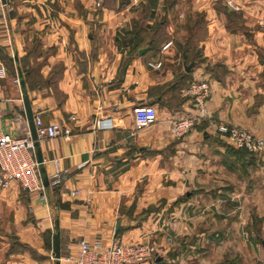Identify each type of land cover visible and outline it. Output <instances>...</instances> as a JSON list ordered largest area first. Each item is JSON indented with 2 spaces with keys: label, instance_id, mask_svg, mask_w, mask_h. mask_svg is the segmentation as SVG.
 <instances>
[{
  "label": "crops",
  "instance_id": "obj_1",
  "mask_svg": "<svg viewBox=\"0 0 264 264\" xmlns=\"http://www.w3.org/2000/svg\"><path fill=\"white\" fill-rule=\"evenodd\" d=\"M2 1L0 133L30 132L26 98L72 137L39 141L42 192L0 189V264H54L56 235L61 259L85 239L150 242L157 257L143 264H264V151L217 133L264 139V0ZM198 79L208 118L174 138L171 120L194 113L181 90ZM142 106L157 121L137 131ZM57 170L67 178L54 187Z\"/></svg>",
  "mask_w": 264,
  "mask_h": 264
},
{
  "label": "built area",
  "instance_id": "obj_2",
  "mask_svg": "<svg viewBox=\"0 0 264 264\" xmlns=\"http://www.w3.org/2000/svg\"><path fill=\"white\" fill-rule=\"evenodd\" d=\"M11 12L12 9L0 0V28L5 31ZM170 46L169 42L162 49L166 50ZM149 66L155 69L159 67L158 64H149ZM3 76L4 69L0 66V79ZM181 96L189 101L194 113L171 120L170 132L177 139L186 136L194 125L208 118L207 103L211 98L210 82L203 79L194 80L181 90ZM14 121L20 122V118L15 117ZM156 121L157 112L152 106L138 107L133 111V122L137 131ZM33 124L38 141L57 138L65 142L71 140L70 130L58 122L45 125L37 115L33 117ZM217 133L233 149L245 151L251 155L264 151V139L241 127L219 125ZM34 151V141L30 132H25L24 136L19 138L0 133V189H7L12 182H17L24 191L30 193L43 191L39 174L40 165L36 161ZM66 178V172L57 170L50 184L57 187ZM74 245L77 252L64 259L60 258V264H143L157 257L156 247L147 241L133 244L114 241L111 244H105L99 240L88 242L85 239H79L74 241Z\"/></svg>",
  "mask_w": 264,
  "mask_h": 264
},
{
  "label": "water",
  "instance_id": "obj_3",
  "mask_svg": "<svg viewBox=\"0 0 264 264\" xmlns=\"http://www.w3.org/2000/svg\"><path fill=\"white\" fill-rule=\"evenodd\" d=\"M191 68H192V65H189L188 67H186V69H185L186 72H189ZM17 81H18V84L20 86V90L22 92V95L25 96L26 89H25V84H24L22 77H21V73H19ZM23 104H24L25 115H26V118H27V121H28V124L30 127V134H31L32 140L34 141V148L36 150L35 158H36L37 163L39 165H41L43 160H42V156H41L39 145H38L39 141H38L36 133H35V128H34V124H33V116H32L31 110H30L28 100L26 98L23 99ZM44 185L48 186V182L45 181ZM118 230H119V224H116L115 233H117ZM262 247L264 249L263 243H262ZM52 255H53L54 264H60V262H59V260H60V246H59V238L57 235L53 238Z\"/></svg>",
  "mask_w": 264,
  "mask_h": 264
},
{
  "label": "trees",
  "instance_id": "obj_4",
  "mask_svg": "<svg viewBox=\"0 0 264 264\" xmlns=\"http://www.w3.org/2000/svg\"><path fill=\"white\" fill-rule=\"evenodd\" d=\"M138 35L137 34H135V36L133 37V38H136ZM162 38V36L160 35V36H157V37H155L154 39V42H158V40H160ZM242 152H244V151H242Z\"/></svg>",
  "mask_w": 264,
  "mask_h": 264
},
{
  "label": "rangeland",
  "instance_id": "obj_5",
  "mask_svg": "<svg viewBox=\"0 0 264 264\" xmlns=\"http://www.w3.org/2000/svg\"><path fill=\"white\" fill-rule=\"evenodd\" d=\"M219 135V134H218ZM245 152V151H244ZM245 153H247V152H245Z\"/></svg>",
  "mask_w": 264,
  "mask_h": 264
}]
</instances>
